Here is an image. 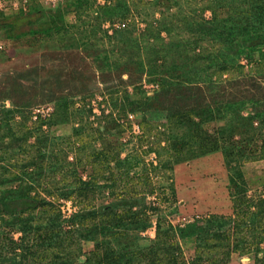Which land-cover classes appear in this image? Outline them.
<instances>
[{"label": "rangeland", "instance_id": "374dc122", "mask_svg": "<svg viewBox=\"0 0 264 264\" xmlns=\"http://www.w3.org/2000/svg\"><path fill=\"white\" fill-rule=\"evenodd\" d=\"M82 1L80 8H77L76 4L80 0H63L55 6L46 4L44 0H0V89L9 94V97L0 100V128L5 123L12 127L18 120L12 113L5 112L6 109H11L12 102L21 96L20 93L12 90L10 82L7 83L8 77L17 73L31 72L33 74L31 82L28 74L25 83L31 85L36 83V87L41 85L45 78L50 77L72 81L65 86L63 95L73 102L75 109L83 111L92 129L103 132V136L108 139L110 149L118 153L119 160L128 158L131 164L134 161L139 163L138 166L134 165L133 169H129L130 176H134L135 172L141 175L143 170H146H144L148 177L146 186L142 180L135 187L146 192L142 197L144 203L156 208L158 213L161 212L160 216L165 225L180 228L187 223L213 215L232 216L230 194L233 193V189L228 182L221 153L167 166L165 164L167 159L163 155L157 158L153 152L156 149L157 136L166 131V112L155 109L156 106L158 108L160 106L157 100L153 102L145 100L152 98L159 91L160 80L157 79L159 75L150 77L146 65L141 72L134 70L133 67H138V57L145 64L146 55L154 48L155 43H158L153 38L155 34L158 33L162 42L167 41V35L161 29L164 25L160 23L165 14H175L181 21L191 18L195 21L194 25L202 20L206 23L213 22L214 28L217 31L222 30L224 34L237 33L244 23L240 24L237 18H233L238 25L235 23L233 30L229 29L228 22L222 23L220 20L227 18L231 11L229 12L225 7L221 8L215 0H173L177 3L174 8L167 0ZM249 1L264 4V0H247L242 6L237 2L235 11L243 10L250 13L256 5L249 4ZM211 10H214V13ZM253 11L258 12V10ZM56 15L60 16V20ZM103 15H106L107 21L113 22L115 27L111 28L106 23L100 22L99 16ZM52 23L59 26L61 24V29L57 32L47 29ZM178 34L176 47L178 53L161 70L166 73L165 85L173 86V80L199 82L202 83L203 95L215 102L213 108L218 106L222 99L225 101L232 96L235 101L244 103L242 116L251 115L257 109L262 114L261 118H264V61L259 53L246 52V55L242 56L241 53L237 57L229 54L235 57L238 65L242 66L238 76L236 75L237 79L229 85L226 79L215 81L214 77H208L212 69L204 63L206 59L201 60L195 68L189 60L187 53L189 49H193L194 52H201L202 49L208 51V47L212 48L214 42L209 38H199V33H196L195 37L189 33ZM246 36H248L246 33L242 36L234 35L233 41L242 48L240 41L247 38ZM219 49L228 50L222 46ZM212 52L218 55L214 50ZM130 54L133 58L137 56L134 65L133 58L132 62L123 58ZM246 58L251 61L247 63ZM214 66L216 67L217 64L215 63ZM77 70L79 73L75 72ZM31 85L26 95L31 97L30 101L34 103L24 109L25 114L31 116L36 108H41L46 115L50 114L52 102L45 98L32 101L35 93L31 95ZM110 95L115 99L113 101L116 104H111ZM120 102L124 103V109L119 107ZM133 103H136V110H127ZM108 112L120 124L121 131L110 129L104 133ZM46 115H40L38 119H46ZM221 124L218 120H208L203 128L212 134ZM27 126L30 127L29 124ZM254 126H257L256 121ZM258 129H260L259 133L249 131L244 143L237 145L242 151L238 167L245 173L248 182L245 192V199L248 201H256L264 197V181H261V177L264 176V159L258 158L262 143L260 131L263 130ZM42 130L49 139H52L49 140L48 147L41 151L43 158L40 163L44 173L40 176L42 179L40 188L48 189L49 193L34 188H37L40 197L51 202L59 210L58 224L62 230H71L74 227L66 222L73 214L79 212L81 207L76 199L66 200L59 196L64 188L62 176H66L69 180L79 176L82 180H87L91 168L88 165L75 166L73 159L76 145L69 149L72 147L69 129L61 127L48 130L47 127H42ZM167 132L174 135L169 129ZM85 134L86 132L82 136ZM236 138L237 136L234 137ZM29 141H33V137ZM88 141L89 138L85 137L83 143L87 144ZM85 144L80 154L82 158L90 149H100L99 143ZM163 144L164 141H161L160 145ZM51 147H53L52 152ZM232 148L236 149V146ZM54 153L56 166L54 165L55 169L51 170L50 157ZM13 162L11 158L6 159L1 166ZM52 162L54 163V160ZM115 166V162L109 165L114 178H117L118 171L130 167L119 164L116 171ZM6 168L9 174L17 176L24 170L18 168L15 171L7 166ZM100 176L104 179H99ZM107 176H110L109 170L103 167L95 177V186L103 190V195L91 202L95 207L109 205L117 199L116 186L110 185V190L102 187ZM0 183H2L0 189L3 190L16 186V182L11 183L5 173L1 174ZM50 184L56 186L52 193L49 190ZM147 187L152 189L151 194L147 193ZM149 211L151 212V210L147 212ZM156 214H150L151 227L141 234L146 240L154 237ZM19 236L20 232L16 229L8 231V228H0L1 239L8 237L17 242ZM174 241L178 247V264H202L195 257V242L192 238L181 240L175 236ZM80 245L85 252L92 248L91 242L84 240H80ZM261 248H264V242L258 246V249ZM256 254L259 256L254 246L247 247L242 255L231 251L221 264H254ZM1 255L0 262L12 260V255L5 254L4 250L1 251Z\"/></svg>", "mask_w": 264, "mask_h": 264}, {"label": "trees", "instance_id": "16d2710c", "mask_svg": "<svg viewBox=\"0 0 264 264\" xmlns=\"http://www.w3.org/2000/svg\"><path fill=\"white\" fill-rule=\"evenodd\" d=\"M167 1L173 8L177 6L175 1ZM80 2H77V8H80L83 3L82 0ZM215 2L221 8L225 7L229 12L231 11L227 18L220 21L228 22L229 29L233 30L235 23L238 25L233 18H237L240 24L244 23L241 30L237 33L224 34L222 30L217 31L214 28L213 22L206 23L202 20L194 25L195 21L191 18L181 21L175 14H165L160 23L164 25L161 29L165 31L167 41L162 42L158 33L153 35L158 43H155L154 48L146 55L145 64L138 57V67L133 68L141 72L146 65L147 74L150 77L159 75L157 78L160 80L159 91L152 98L145 100L151 102L157 100L160 106L159 108L156 106L155 109L166 112V131L157 136L156 149L153 150L157 158L163 155L167 159L165 164L168 166L213 153H221L228 174V182L233 189V193L230 194L232 216L213 215L187 223L180 228L165 225L160 216L161 212L158 213L156 208L144 203L142 197L146 195L144 194L146 192L135 187L142 180L146 186L148 181L146 170L144 169L141 175L135 172L134 176H130L129 169H133L134 165L138 166L139 163L134 161L131 164L128 158L119 160L118 153L110 149L108 139L103 136V132L92 129L83 111L75 109L73 102L63 95L65 86L72 81L50 77L45 78L41 85L36 87V83L34 85L25 83L28 74L31 82L33 75L31 72L17 73L8 77L7 83L10 82L12 90L20 93L21 96L19 99L16 98V101L12 102L13 107L6 109L5 112L12 113L18 120L13 123L14 127L5 123L0 128V176L5 173L11 183L16 182V186L5 190L0 189V228H8V231L16 229L20 232V236L17 242L8 237L0 238V255L2 250L5 254L12 255V260H1L0 264H178L175 236L181 240L193 239L195 257L202 264H221L231 251L242 255L250 246H254L259 254V256L256 254L254 264H264V248L258 249V246L264 242V197L256 201L245 199L248 182H246L245 173L238 167L242 151L237 146L244 143L249 131L259 133L258 128H261L262 143L258 158L264 159L262 114L256 109L251 115L242 116L244 103L235 101L232 96L225 101L222 99L219 105L213 108L215 102L203 95L202 83L173 80V86L165 85L166 73L161 71L178 53L177 37L181 32L189 33L192 37L199 33V38H209L214 42H211L213 47L209 46L208 51L202 49L201 52H194L193 49H189L187 53L193 68L197 67L201 60L206 59L204 63L212 69L208 77H214L215 81L226 79V82L231 85L237 79L242 66L238 65L233 55L237 57L241 53L243 56L247 54L246 52H257L264 61V4L249 1V4L256 7L247 13L243 10L235 11L237 2L242 6L247 0H215ZM253 10L258 12L255 13ZM211 12L214 13V10ZM56 17L60 20L59 15ZM107 18L106 15L99 16L100 22L106 23L111 28L115 27L113 22L107 21ZM60 26L52 23L47 29L57 32L61 29ZM243 33L248 36L243 41L240 39L242 43L240 48V45L237 46L234 43L233 37L234 35L242 36ZM220 46L228 50L220 51ZM213 50L218 55L213 54ZM136 57L133 58L130 54L123 58L129 62H132L133 58L134 65ZM246 60L247 63L251 61L249 58ZM172 65L175 64L172 63ZM75 72L79 73L78 70ZM151 80L153 81V78ZM29 85L32 86H30L31 95L35 93L32 101L36 102L45 98L52 102V112L46 119L30 121V116L25 114L24 109L34 103L30 101L31 97L26 95ZM179 90L181 91L178 93ZM0 93H2L0 100L9 97L4 90L0 89ZM109 100L112 105L116 104L112 95L109 96ZM119 107L124 109V103L120 102ZM136 107V103H133L127 110H136ZM106 116L104 133L110 129L121 131L120 124L111 117V113L108 112ZM208 120H218L222 124L209 134L203 128ZM255 121L256 128L253 127ZM42 127H47L48 130L61 127L69 129L72 140V147L69 149L76 145L73 159L75 166L88 165L91 168L87 180H82L80 176L72 177L70 180L62 176L64 188L59 196L66 200L75 201L76 199L81 207V210L73 214L66 222L74 227L71 230H62L58 224L59 210L51 202L40 197L37 191L39 188L41 192L49 193L48 189L40 188L42 180L40 176L44 175L40 163L43 158L41 151L48 147L49 140L52 139L47 137ZM167 129L173 131L174 135L168 134ZM84 132L86 134L82 136ZM235 136H237L236 139H234ZM32 137L33 141L30 142L29 139ZM85 137L89 138L87 144L83 143ZM161 141H164L163 145H160ZM91 142L99 143L100 149H90L82 158L80 154L83 151V145H89ZM234 146L236 149L232 148ZM52 149L53 147L51 152ZM54 157L55 153L50 157L52 158L51 170L55 169L54 165L56 166ZM10 158L14 162L7 163V167L15 171L18 168L24 169L19 176L9 174L6 166H1L6 159ZM111 162H115L116 171L119 164L130 167L118 171L117 178H114L109 168ZM103 167L109 170L110 176L105 178V184L102 187L110 190V185L116 186L117 199L109 205L95 207L91 202L103 195V190L95 186V177ZM99 179L104 178L100 176ZM261 181H264V176L261 177ZM54 189L56 186L50 184V193ZM151 192L152 189L147 187V193L151 194ZM148 210L151 212H147ZM149 213L157 214L154 237L146 240L141 234L151 227ZM80 240L91 242L92 248L87 252L83 251ZM81 257L82 260H80Z\"/></svg>", "mask_w": 264, "mask_h": 264}, {"label": "built area", "instance_id": "2783aa9c", "mask_svg": "<svg viewBox=\"0 0 264 264\" xmlns=\"http://www.w3.org/2000/svg\"><path fill=\"white\" fill-rule=\"evenodd\" d=\"M25 1V0H23ZM46 4H50V6H55L56 4L61 3L63 0H44ZM99 1V0H98ZM31 120L34 121L36 118L40 115H46V112L44 113L41 108H36L32 113H31ZM48 116V114L46 115ZM43 118V117H42Z\"/></svg>", "mask_w": 264, "mask_h": 264}, {"label": "clouds", "instance_id": "9594fccd", "mask_svg": "<svg viewBox=\"0 0 264 264\" xmlns=\"http://www.w3.org/2000/svg\"><path fill=\"white\" fill-rule=\"evenodd\" d=\"M49 115V114H48ZM32 116V115H31ZM31 116H30V118H31ZM40 116H38L37 118H36V120L39 118ZM48 117V116H47ZM36 120H34V121H36ZM32 121V120H31Z\"/></svg>", "mask_w": 264, "mask_h": 264}]
</instances>
